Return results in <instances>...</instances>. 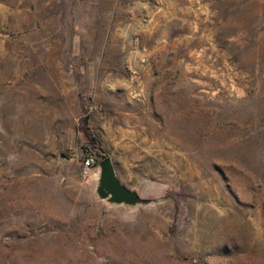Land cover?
<instances>
[{"label":"rangeland","instance_id":"obj_1","mask_svg":"<svg viewBox=\"0 0 264 264\" xmlns=\"http://www.w3.org/2000/svg\"><path fill=\"white\" fill-rule=\"evenodd\" d=\"M0 264H264V0H0Z\"/></svg>","mask_w":264,"mask_h":264},{"label":"water","instance_id":"obj_2","mask_svg":"<svg viewBox=\"0 0 264 264\" xmlns=\"http://www.w3.org/2000/svg\"><path fill=\"white\" fill-rule=\"evenodd\" d=\"M99 177L96 194L101 200L113 205L135 207L149 203L134 191L123 186L118 180L111 160L106 157L99 163Z\"/></svg>","mask_w":264,"mask_h":264},{"label":"trees","instance_id":"obj_3","mask_svg":"<svg viewBox=\"0 0 264 264\" xmlns=\"http://www.w3.org/2000/svg\"><path fill=\"white\" fill-rule=\"evenodd\" d=\"M85 135L87 140L89 141L91 147L93 148L94 152L98 155L99 158L104 159L106 158V156L102 153V151L98 148L96 142H95V138L94 135L92 134V132L90 131L89 127L86 128L85 130Z\"/></svg>","mask_w":264,"mask_h":264},{"label":"built area","instance_id":"obj_4","mask_svg":"<svg viewBox=\"0 0 264 264\" xmlns=\"http://www.w3.org/2000/svg\"><path fill=\"white\" fill-rule=\"evenodd\" d=\"M93 162L94 160L92 158H86L84 161V168L88 170L92 166Z\"/></svg>","mask_w":264,"mask_h":264}]
</instances>
